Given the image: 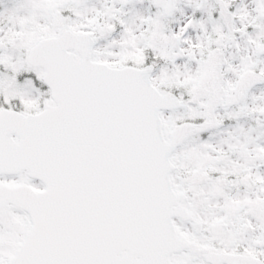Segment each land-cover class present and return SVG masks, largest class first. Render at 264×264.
Listing matches in <instances>:
<instances>
[{
	"label": "snow or ice",
	"instance_id": "snow-or-ice-1",
	"mask_svg": "<svg viewBox=\"0 0 264 264\" xmlns=\"http://www.w3.org/2000/svg\"><path fill=\"white\" fill-rule=\"evenodd\" d=\"M0 264H264V0H0Z\"/></svg>",
	"mask_w": 264,
	"mask_h": 264
}]
</instances>
